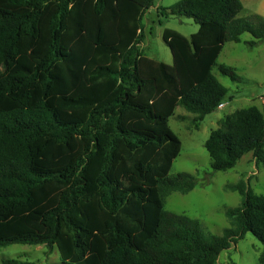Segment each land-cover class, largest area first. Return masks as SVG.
Wrapping results in <instances>:
<instances>
[{
  "label": "trees",
  "instance_id": "16d2710c",
  "mask_svg": "<svg viewBox=\"0 0 264 264\" xmlns=\"http://www.w3.org/2000/svg\"><path fill=\"white\" fill-rule=\"evenodd\" d=\"M155 0H0V249L57 248L64 264H219L250 233L263 246L264 195L241 180L222 235L165 210L196 178L170 176L182 107L199 128L228 95L213 70L264 20L240 18L241 0H181L161 14L194 20L190 38L166 29L173 65L142 51ZM179 117V116H178ZM178 119L186 120V116ZM215 172L252 154L264 167V112L240 109L205 142ZM2 264H32L7 259Z\"/></svg>",
  "mask_w": 264,
  "mask_h": 264
},
{
  "label": "rangeland",
  "instance_id": "374dc122",
  "mask_svg": "<svg viewBox=\"0 0 264 264\" xmlns=\"http://www.w3.org/2000/svg\"><path fill=\"white\" fill-rule=\"evenodd\" d=\"M181 0H155L145 15V40L142 51L148 57L173 65L171 49L163 39L166 29L174 30L190 38L198 31L192 19L162 15L161 8H169ZM244 10L240 18L260 16L264 20V0H241ZM254 40L251 34L245 33L241 42H229L224 45L217 64L233 69L240 81H233L222 75L217 67L213 74L228 89L223 109L208 115L199 128L194 125V115L182 107L177 108L175 116L170 118V127L178 136L182 147L174 160L170 176L186 173L194 176L197 186L194 190L182 194L174 192L166 197L165 210L178 215H185L199 223L201 228L213 235H222L231 226L226 216L228 209L241 204L242 196L229 190L230 186L243 180L257 194L264 195V167L257 166L250 153L243 157L234 169L215 172L211 158L205 149V142L220 122L237 110L258 107L264 112V42L251 47L248 42ZM186 116V120L178 119ZM263 250L261 243L250 233L232 247L223 252L219 264H258ZM14 259L32 264H64L58 249L52 250L45 245H12L0 249V264L4 260Z\"/></svg>",
  "mask_w": 264,
  "mask_h": 264
},
{
  "label": "built area",
  "instance_id": "2783aa9c",
  "mask_svg": "<svg viewBox=\"0 0 264 264\" xmlns=\"http://www.w3.org/2000/svg\"><path fill=\"white\" fill-rule=\"evenodd\" d=\"M224 107H225V104L222 103V104H220L219 109H223Z\"/></svg>",
  "mask_w": 264,
  "mask_h": 264
}]
</instances>
